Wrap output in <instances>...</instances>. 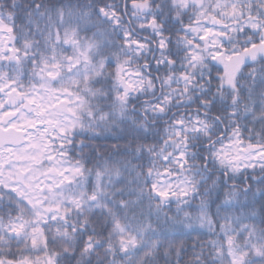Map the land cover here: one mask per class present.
<instances>
[{
    "label": "snow or ice",
    "instance_id": "obj_1",
    "mask_svg": "<svg viewBox=\"0 0 264 264\" xmlns=\"http://www.w3.org/2000/svg\"><path fill=\"white\" fill-rule=\"evenodd\" d=\"M0 264H264V0H0Z\"/></svg>",
    "mask_w": 264,
    "mask_h": 264
}]
</instances>
